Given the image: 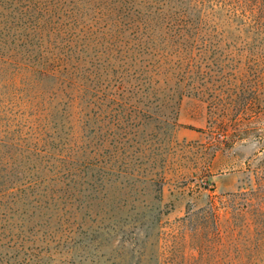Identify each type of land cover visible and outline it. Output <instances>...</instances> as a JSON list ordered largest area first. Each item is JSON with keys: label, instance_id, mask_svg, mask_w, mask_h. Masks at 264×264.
Returning a JSON list of instances; mask_svg holds the SVG:
<instances>
[{"label": "rangeland", "instance_id": "obj_1", "mask_svg": "<svg viewBox=\"0 0 264 264\" xmlns=\"http://www.w3.org/2000/svg\"><path fill=\"white\" fill-rule=\"evenodd\" d=\"M224 1L0 0V264H264V7Z\"/></svg>", "mask_w": 264, "mask_h": 264}, {"label": "trees", "instance_id": "obj_2", "mask_svg": "<svg viewBox=\"0 0 264 264\" xmlns=\"http://www.w3.org/2000/svg\"><path fill=\"white\" fill-rule=\"evenodd\" d=\"M131 0H119V2H122L121 6L113 7V10H117V15H126L130 13L129 6L126 5ZM165 1L166 3L173 2L177 7L181 8V14L183 17H189V16H195L198 18L204 17V15L209 14L210 12H223L225 10V7L227 6V1L224 0H160ZM185 4V5H184ZM264 7V0L260 3V9ZM131 8V7H130ZM174 8V7H172ZM122 14H121V12ZM157 12V11H155ZM64 61L69 64H75L79 59L77 55H70L69 53L64 54L63 57ZM41 68H44L43 66ZM46 69H42V72H46ZM69 75H66V77ZM71 76V75H70ZM0 136V145L3 143H10L11 145H19L17 141L14 140L13 137H2ZM58 158L59 161L65 160V154H62L60 151H58Z\"/></svg>", "mask_w": 264, "mask_h": 264}]
</instances>
